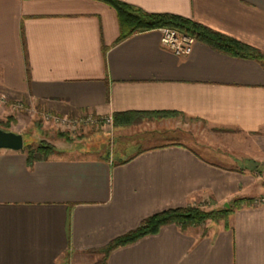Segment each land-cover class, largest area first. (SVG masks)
I'll use <instances>...</instances> for the list:
<instances>
[{"label": "crops", "instance_id": "obj_1", "mask_svg": "<svg viewBox=\"0 0 264 264\" xmlns=\"http://www.w3.org/2000/svg\"><path fill=\"white\" fill-rule=\"evenodd\" d=\"M118 1L264 53V0ZM160 37L154 30L118 42L116 12L96 0H0L2 108L177 114L111 127V136H149L127 156L87 148L105 126L66 140L44 122L38 132L58 150L48 160L28 167L23 150H0V264H99L98 250L153 214L264 195L259 178L241 171L245 160L264 165V67L198 41L177 56ZM105 264H264V202L234 211L227 228L165 226Z\"/></svg>", "mask_w": 264, "mask_h": 264}, {"label": "trees", "instance_id": "obj_2", "mask_svg": "<svg viewBox=\"0 0 264 264\" xmlns=\"http://www.w3.org/2000/svg\"><path fill=\"white\" fill-rule=\"evenodd\" d=\"M96 1L108 5L116 12L119 24L118 42L135 34L169 28L194 38L195 41L210 47L218 53L232 58L253 60L264 67V53L257 48L222 35L192 20L172 14L146 13L139 8L118 0ZM176 116V113L169 112L117 113L112 115V127L114 129H122L146 120H160L174 118ZM58 136L69 140L65 133H58ZM22 150L26 154L28 167H31L36 162L48 160L57 153L55 147L44 141L34 145L25 146L23 144ZM246 162L253 164L254 167L257 165L253 161L245 160L244 163ZM250 202V200L236 198L229 203L228 208L219 210L205 211L199 206H189L153 214L143 219L134 230L113 239L102 249L98 250L97 252L102 254V260L99 264H105L107 256L112 251L131 245L142 238L156 235L163 227L168 225H176L182 231H185L190 227L201 225L206 221L215 223L222 221L224 227L227 228L229 216L236 210L250 206Z\"/></svg>", "mask_w": 264, "mask_h": 264}, {"label": "rangeland", "instance_id": "obj_3", "mask_svg": "<svg viewBox=\"0 0 264 264\" xmlns=\"http://www.w3.org/2000/svg\"><path fill=\"white\" fill-rule=\"evenodd\" d=\"M15 104L11 105L10 107L2 108V104H0V129L8 131L9 129H21L22 132L24 133L22 136L23 138V144L26 145H34L37 144L41 141H44L48 144H50V138H47V136H41L38 132V129L42 126V123L50 124L52 126V129H55L58 133V129L51 123H48L47 121H43L41 119V115L39 113H36V111L30 110L27 107L23 106L21 108L14 106ZM2 108V109H1ZM87 127H91V129L95 130V126H90L88 125ZM111 126H106L103 132L98 133L97 136L94 133V136H96L97 139L92 142V145L88 144L87 148L91 150V146L94 148L99 149V151L104 150L105 153L109 156V158H112V155L114 153H118L120 156H127L130 154V152L133 149H138L139 147H144L148 145L146 140L148 139V135L145 134H139V135H113V132H111ZM113 128V127H112ZM98 130L100 128H97ZM108 134H105L108 132ZM112 133V134H111ZM66 134V133H65ZM78 133H75L76 135ZM68 135V134H66ZM51 138L55 139L54 136ZM100 141V142H99ZM55 142V141H54ZM52 145V144H50ZM54 147V145H52ZM85 148V147H83ZM57 150V149H56ZM58 151V150H57ZM85 152V151H84ZM78 155V154H76ZM80 156V155H79ZM83 156V155H81ZM218 162H221V160H217ZM257 165L254 167L253 164H250L248 162L243 163L241 171H248L250 173H253L256 178H259L257 184L260 189L264 190V165L259 164L257 162H254ZM246 200H250L251 205L259 204L264 202V195L257 196L256 197H246L243 198ZM231 202V201H230ZM227 205H229V203ZM201 207L205 211H210V210H219L222 208H228L221 206V205H214L212 202H203L202 204L195 205ZM209 224H215V222L211 221H206L205 223L198 225V226H193L190 228H195L197 227L201 231L205 230V226ZM219 225H224L222 221L216 223Z\"/></svg>", "mask_w": 264, "mask_h": 264}, {"label": "built area", "instance_id": "obj_4", "mask_svg": "<svg viewBox=\"0 0 264 264\" xmlns=\"http://www.w3.org/2000/svg\"><path fill=\"white\" fill-rule=\"evenodd\" d=\"M161 33L160 44L165 49L171 51L177 56H187L192 52L193 45L195 44V39L186 36L176 30L169 28L159 29ZM5 103V98L0 97V104ZM16 107H23L21 102L15 103ZM41 119L53 124L60 133H66L69 135H74L81 128L88 125L100 127V126H111V117H95L89 114H82L76 116H60L51 113L41 114Z\"/></svg>", "mask_w": 264, "mask_h": 264}, {"label": "water", "instance_id": "obj_5", "mask_svg": "<svg viewBox=\"0 0 264 264\" xmlns=\"http://www.w3.org/2000/svg\"><path fill=\"white\" fill-rule=\"evenodd\" d=\"M23 149L21 135L0 129V150L20 151ZM228 205L225 204L224 207Z\"/></svg>", "mask_w": 264, "mask_h": 264}]
</instances>
